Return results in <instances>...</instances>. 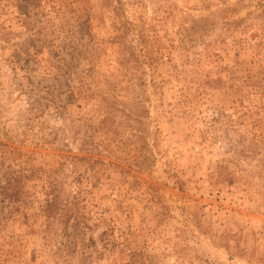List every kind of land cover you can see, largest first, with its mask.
<instances>
[{
    "label": "rangeland",
    "instance_id": "1",
    "mask_svg": "<svg viewBox=\"0 0 264 264\" xmlns=\"http://www.w3.org/2000/svg\"><path fill=\"white\" fill-rule=\"evenodd\" d=\"M0 264H264V0H0Z\"/></svg>",
    "mask_w": 264,
    "mask_h": 264
}]
</instances>
